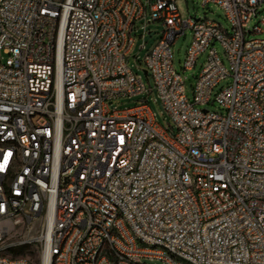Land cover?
<instances>
[{"label": "built area", "instance_id": "obj_1", "mask_svg": "<svg viewBox=\"0 0 264 264\" xmlns=\"http://www.w3.org/2000/svg\"><path fill=\"white\" fill-rule=\"evenodd\" d=\"M211 2L231 32L178 0H0V264H264V0ZM147 17L150 86L128 65ZM188 29L184 68L207 52L192 100L173 59Z\"/></svg>", "mask_w": 264, "mask_h": 264}, {"label": "rangeland", "instance_id": "obj_2", "mask_svg": "<svg viewBox=\"0 0 264 264\" xmlns=\"http://www.w3.org/2000/svg\"><path fill=\"white\" fill-rule=\"evenodd\" d=\"M178 5L181 9L182 14L187 17L189 15L196 16V17H207L212 20H215L219 22L223 28L226 30L232 31V26L228 22L224 11L220 6L217 4L211 2L207 6H203V0H178ZM264 18V2L260 6L258 11V16L254 17L250 26L253 28L256 24H259L263 32L259 33H249V38H264V26L261 23V20ZM161 30L162 25L158 21H149V18L146 19L142 18L141 20L137 21L135 24V30L134 35L136 36L135 45L132 49V51L129 54L128 57V65L132 68V70L143 77V80L147 84V86H150L152 84V80L150 75L145 74L146 67L143 62V58L150 48H152L158 39L161 36ZM193 35L191 30H187L184 35H182L180 38L176 40V42L173 45V59H174V67L175 69L182 74L185 81L186 86V94L189 99H193V91L194 86L196 83L197 76L201 72L203 66L206 63L207 59V52H204L200 55L198 59V63L193 69H185L184 68V61L186 58L187 50L192 42ZM142 45H145L144 48H141ZM215 47L217 48V51L219 53V56L222 60V62L225 64V66L230 69V60L228 57V54L226 52L225 47L222 45L221 42L217 41L215 42ZM232 82V77H228L224 79L214 90L212 101L215 99V95L217 92L222 89L223 87H227ZM143 97H147L146 94L140 95L138 97H132V98H119L114 100V105H117L119 107L121 106H130L133 104H136L141 101ZM148 102L150 103L152 109L155 111L157 120L161 124L167 125L170 124L171 126H174V123L171 119V117L167 114L165 111L161 100L158 98L156 92L151 93L148 96ZM199 108H208L211 111H216L219 113H224V108L218 104V102H210L209 104L205 105H199ZM176 131L175 129L173 130ZM38 225L31 228V235L36 234ZM23 251L30 252L31 256L39 261V252H38V246L35 244H31L28 246H25L23 248ZM147 263L150 264H161L159 261H150V260H144Z\"/></svg>", "mask_w": 264, "mask_h": 264}, {"label": "water", "instance_id": "obj_3", "mask_svg": "<svg viewBox=\"0 0 264 264\" xmlns=\"http://www.w3.org/2000/svg\"><path fill=\"white\" fill-rule=\"evenodd\" d=\"M145 74L148 75V71L147 70H145Z\"/></svg>", "mask_w": 264, "mask_h": 264}]
</instances>
